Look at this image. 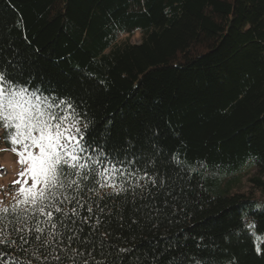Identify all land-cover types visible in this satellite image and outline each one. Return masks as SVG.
<instances>
[{
	"label": "trees",
	"instance_id": "1",
	"mask_svg": "<svg viewBox=\"0 0 264 264\" xmlns=\"http://www.w3.org/2000/svg\"><path fill=\"white\" fill-rule=\"evenodd\" d=\"M10 55L34 83L86 101L109 148L136 151L158 132L165 153L196 168L118 246L144 264L162 252L159 264L179 252L264 264L246 228L264 253V202L240 188L246 178L264 196V0H0V56ZM0 144L11 150L3 128Z\"/></svg>",
	"mask_w": 264,
	"mask_h": 264
},
{
	"label": "snow or ice",
	"instance_id": "2",
	"mask_svg": "<svg viewBox=\"0 0 264 264\" xmlns=\"http://www.w3.org/2000/svg\"><path fill=\"white\" fill-rule=\"evenodd\" d=\"M30 68L22 59L0 56V128L20 165L14 204L0 206V264H144L118 246L125 229L167 211L177 198V181L190 179L196 168L178 150L165 153L158 132L136 151L131 141L120 151L109 148L111 134L95 135L87 102L34 83ZM106 188L111 192L100 196ZM246 228L257 255L264 254L255 225ZM167 264L208 261L179 252ZM226 264L238 262L233 257Z\"/></svg>",
	"mask_w": 264,
	"mask_h": 264
},
{
	"label": "rangeland",
	"instance_id": "3",
	"mask_svg": "<svg viewBox=\"0 0 264 264\" xmlns=\"http://www.w3.org/2000/svg\"><path fill=\"white\" fill-rule=\"evenodd\" d=\"M139 35H133L130 40L137 42ZM20 171V165L17 163V157L11 152V150L4 149L0 144V206H10L14 204V194L19 188V185L13 187V181L18 178V172ZM242 179L241 191L248 193L252 191L253 195L264 202V196H260L255 190H251L250 185Z\"/></svg>",
	"mask_w": 264,
	"mask_h": 264
},
{
	"label": "built area",
	"instance_id": "4",
	"mask_svg": "<svg viewBox=\"0 0 264 264\" xmlns=\"http://www.w3.org/2000/svg\"><path fill=\"white\" fill-rule=\"evenodd\" d=\"M0 175H1V173H0Z\"/></svg>",
	"mask_w": 264,
	"mask_h": 264
}]
</instances>
